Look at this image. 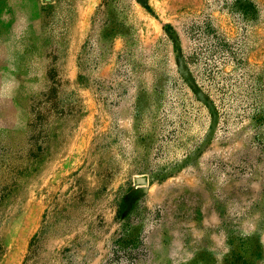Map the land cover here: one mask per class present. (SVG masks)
Instances as JSON below:
<instances>
[{
	"label": "rangeland",
	"instance_id": "374dc122",
	"mask_svg": "<svg viewBox=\"0 0 264 264\" xmlns=\"http://www.w3.org/2000/svg\"><path fill=\"white\" fill-rule=\"evenodd\" d=\"M0 264H264V0H0Z\"/></svg>",
	"mask_w": 264,
	"mask_h": 264
},
{
	"label": "water",
	"instance_id": "95a60500",
	"mask_svg": "<svg viewBox=\"0 0 264 264\" xmlns=\"http://www.w3.org/2000/svg\"><path fill=\"white\" fill-rule=\"evenodd\" d=\"M142 181H143V180H139L138 182H139V183H142Z\"/></svg>",
	"mask_w": 264,
	"mask_h": 264
}]
</instances>
